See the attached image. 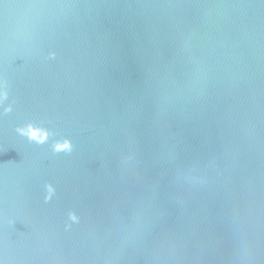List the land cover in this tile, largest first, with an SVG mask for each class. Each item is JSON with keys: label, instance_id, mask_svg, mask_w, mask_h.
I'll return each mask as SVG.
<instances>
[{"label": "water", "instance_id": "water-1", "mask_svg": "<svg viewBox=\"0 0 264 264\" xmlns=\"http://www.w3.org/2000/svg\"><path fill=\"white\" fill-rule=\"evenodd\" d=\"M0 264H264V0H0Z\"/></svg>", "mask_w": 264, "mask_h": 264}]
</instances>
